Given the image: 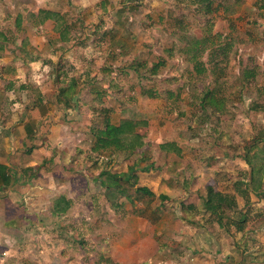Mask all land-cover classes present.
I'll return each instance as SVG.
<instances>
[{"label": "rangeland", "instance_id": "1", "mask_svg": "<svg viewBox=\"0 0 264 264\" xmlns=\"http://www.w3.org/2000/svg\"><path fill=\"white\" fill-rule=\"evenodd\" d=\"M197 3L0 0V30L8 38L3 51H19L22 39L28 52L58 51L39 55L55 64L48 73L59 71L57 86L78 82L69 119L57 122L69 123L68 147L80 158L73 160L98 170V178L121 177L116 186L72 180L73 208L59 222L63 227L47 234L55 251L50 257L56 261L64 245L68 259L54 264H264V196L249 191L240 157L264 133V0H212V11L204 14ZM40 7L63 13L70 42L53 40L52 24L37 27L32 14ZM218 34L232 44L223 70H213L207 49L201 56L206 70L197 72L181 40ZM214 37L211 45H218ZM66 51L73 52L70 58ZM156 63L161 65L154 74ZM3 71L0 66V103L33 70L26 62L17 72ZM244 73L254 76L245 79ZM215 89L213 99L223 97L222 106L203 108L201 97ZM123 118L147 123L138 129L144 147L90 154L91 131ZM47 132L34 134L36 144L46 141ZM143 189L153 195L138 191ZM209 189L224 197L221 218L204 206ZM34 244L39 257L46 243Z\"/></svg>", "mask_w": 264, "mask_h": 264}, {"label": "crops", "instance_id": "2", "mask_svg": "<svg viewBox=\"0 0 264 264\" xmlns=\"http://www.w3.org/2000/svg\"><path fill=\"white\" fill-rule=\"evenodd\" d=\"M40 9L45 8L40 7ZM51 11L60 13L59 10ZM47 24H52V28L54 27L51 21L43 25ZM54 33L52 39L57 40L58 34L55 31ZM18 52L0 51V66L4 67V71L17 72L19 67L25 65L14 59ZM42 52L55 55L58 51L30 52L35 57L28 63L33 70L32 73L25 75V78H28L25 80L28 82L22 81L21 85L17 83L16 86H12L10 92L6 93L8 98L1 102L7 105L6 109L0 103V167L4 176V180L0 179V264H54L59 260L60 263L67 262L64 245L56 261L50 257L55 255V251L49 243L52 236L47 234L57 231L59 227L62 228L63 224L60 223L68 217L73 208L69 188L72 180L87 179L93 181V184L99 181L98 170L95 171L92 167L86 168L85 164L73 160L80 158L79 156L74 158V151L68 147L70 143L68 138L71 134L69 123H57L65 116L69 119L67 111L71 109L72 101L80 92L79 88L76 90L78 82L72 79L69 84L60 83L57 86L56 83L60 82L59 71L55 67L54 73H48L51 65L55 66V64L50 61L44 63L39 58ZM72 53L66 51L64 55L70 58ZM4 55L8 58L3 59ZM48 58L54 60L53 56ZM40 67L45 73L36 71L40 70ZM62 75L66 76V73ZM71 84L74 86L72 96L59 97V90L69 88ZM16 87L24 94H18L19 91L14 90ZM10 102L12 105L8 106ZM39 129L48 132L45 136L46 141L41 140L42 143L36 144L34 134ZM159 142L163 141L159 139ZM81 143L82 141L77 143L80 148ZM91 148L92 145L89 147L90 152ZM71 161H74L73 164H70ZM182 164V161L177 163V168ZM112 166L109 165V169ZM72 168L79 169L81 175L75 177ZM150 175L151 172L147 176ZM174 175V179H177V170ZM179 184L177 179V189ZM144 226V229H148L150 225ZM38 240L44 241L47 246L44 244L42 254L36 257L33 251L36 248L34 243ZM127 250L123 254L125 257L129 254ZM137 253L139 254V251Z\"/></svg>", "mask_w": 264, "mask_h": 264}, {"label": "trees", "instance_id": "3", "mask_svg": "<svg viewBox=\"0 0 264 264\" xmlns=\"http://www.w3.org/2000/svg\"><path fill=\"white\" fill-rule=\"evenodd\" d=\"M195 2H198L197 4L201 6L203 14L204 12L210 13L212 11V0H195ZM32 16L36 20L37 26H41L47 21L53 22V29H55V32L58 34L56 42H59L60 44L67 43L74 38L68 22L66 21L63 14L51 10L39 9L37 13L32 14ZM18 24H20V19L18 20ZM215 36L217 37H214V35H211L209 38H194L186 36L184 37L185 40H181V43L183 44L182 51L184 52V55L188 57V61H190V59L194 60L195 70L199 73L203 70H206V68L203 67L204 64L201 61V56L203 54L202 52L206 51L207 49L211 51L210 57L213 58L212 66L214 71L220 73V71L223 70L225 66L222 64L223 61L226 63L225 61L227 58V51H230L232 44L231 41L228 43H223L221 41V35L219 34ZM213 37L216 39V41L214 40L213 42L217 43L218 45H211ZM226 38L228 39V37ZM7 41V36L3 31L0 30V51L4 50V45ZM27 45L28 42L26 39H22L20 41L19 52L15 55V60H19L23 63H29L34 60L31 53L27 50ZM160 65L161 63H156V65L152 67L151 70H153L154 74ZM199 66L201 67L198 68ZM253 76V73H244L243 75L245 79H250ZM73 88L74 86L71 84L69 85V88L60 89L59 97H71L73 94ZM215 93L216 89L215 91L211 90V93L207 92L203 97H201L203 108L206 106H215L218 109L222 106L223 97H219V95L218 99L214 100L213 96L217 95ZM148 95H150V93ZM207 100L209 101L208 104L206 102ZM146 124L147 123L145 121L131 120L127 118L121 119L117 124H112L106 121L105 128H97L91 131V133L93 132L92 136L94 137L91 149L93 152L99 154L109 150L113 152L127 151L129 153H133L136 150L142 148L144 145V137L141 135L138 129L141 126H145ZM260 134L261 135H259L258 140L256 139L249 145H246L244 147V152L240 154L241 160H243L247 166L248 189L251 193L259 198L264 196V190H262L264 185V133ZM260 140H263V144L261 146H259ZM164 146L166 145H163V147ZM1 171L2 168L0 167V179L4 180V176ZM99 179L101 184L105 186H116L117 183H119V180H121V177H114L110 173H101ZM138 191H143L145 193L147 192L150 195H153L152 192L148 191L147 189ZM223 202L224 197L222 195L219 193H214L212 189H209L204 200V206L212 214H216L218 218H221L218 215V212L221 210Z\"/></svg>", "mask_w": 264, "mask_h": 264}]
</instances>
